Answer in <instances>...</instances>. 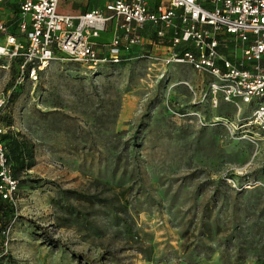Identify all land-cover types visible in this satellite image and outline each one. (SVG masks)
Here are the masks:
<instances>
[{
    "label": "rangeland",
    "instance_id": "1",
    "mask_svg": "<svg viewBox=\"0 0 264 264\" xmlns=\"http://www.w3.org/2000/svg\"><path fill=\"white\" fill-rule=\"evenodd\" d=\"M12 80L0 69L1 102ZM199 81L183 65L60 58L16 85L1 127L33 145L34 166L0 264H264V132L241 125L247 107L195 104Z\"/></svg>",
    "mask_w": 264,
    "mask_h": 264
},
{
    "label": "built area",
    "instance_id": "2",
    "mask_svg": "<svg viewBox=\"0 0 264 264\" xmlns=\"http://www.w3.org/2000/svg\"><path fill=\"white\" fill-rule=\"evenodd\" d=\"M66 1L76 0H13L15 19L0 20V69L15 67V86L35 84L60 58L86 70L133 60L183 65L200 77L197 92L189 87L195 104L247 107L241 125L264 132V0H100L77 15L57 11ZM104 32L111 40L97 42ZM0 179V198L10 199L16 182L1 146Z\"/></svg>",
    "mask_w": 264,
    "mask_h": 264
},
{
    "label": "trees",
    "instance_id": "3",
    "mask_svg": "<svg viewBox=\"0 0 264 264\" xmlns=\"http://www.w3.org/2000/svg\"><path fill=\"white\" fill-rule=\"evenodd\" d=\"M15 87L13 80L4 87L3 92L6 94L10 90V94L6 95V98L1 102L0 112L6 105H11L13 103L16 98V92L14 91V89H16ZM2 125L5 126L6 129L10 127L9 122H6L4 118H0V127ZM0 146L8 175L17 183L21 173L29 171L34 166L33 145L18 133L4 130V133L0 134ZM1 185L2 181L0 179V186ZM12 218H14V210L11 200L9 198H0V235L9 227Z\"/></svg>",
    "mask_w": 264,
    "mask_h": 264
},
{
    "label": "crops",
    "instance_id": "4",
    "mask_svg": "<svg viewBox=\"0 0 264 264\" xmlns=\"http://www.w3.org/2000/svg\"><path fill=\"white\" fill-rule=\"evenodd\" d=\"M76 1H71V3H75ZM5 5V0H3L2 2V12L0 15V20L7 22V20H14L18 9L17 6L14 4L13 0H9V7H4ZM79 6L78 8H74V11L72 13H68L70 15H77L80 13H83L85 11H88L90 9H94L96 7H98L100 5V0H88L87 2H79ZM83 6V7H82ZM10 18V19H8ZM10 23V22H9Z\"/></svg>",
    "mask_w": 264,
    "mask_h": 264
}]
</instances>
